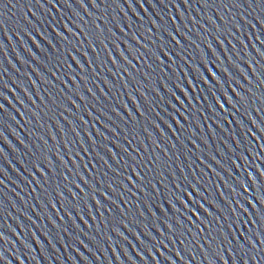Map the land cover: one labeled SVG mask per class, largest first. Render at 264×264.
<instances>
[{
    "label": "water",
    "instance_id": "95a60500",
    "mask_svg": "<svg viewBox=\"0 0 264 264\" xmlns=\"http://www.w3.org/2000/svg\"><path fill=\"white\" fill-rule=\"evenodd\" d=\"M0 264H264V0H0Z\"/></svg>",
    "mask_w": 264,
    "mask_h": 264
}]
</instances>
